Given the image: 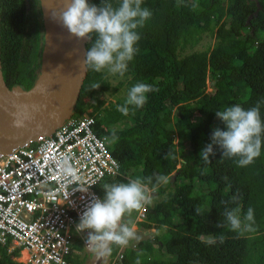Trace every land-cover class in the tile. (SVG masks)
Here are the masks:
<instances>
[{"label": "trees", "instance_id": "1", "mask_svg": "<svg viewBox=\"0 0 264 264\" xmlns=\"http://www.w3.org/2000/svg\"><path fill=\"white\" fill-rule=\"evenodd\" d=\"M89 2L99 5L101 0ZM109 2L115 8L121 0ZM258 3L261 10L254 15V0H143L142 7L153 14L137 29V51L111 92L120 91L122 99L100 112V96L111 83L107 70L88 68L73 116L91 109L96 132L106 137L108 151L119 164L120 175L107 177L102 185L146 177H153L155 184V175L171 178L153 193L145 218L131 221L138 230L154 229L153 238L137 242L136 250L111 245V264H264V133L260 156L248 166H238L239 157H223L216 146L210 164L199 157L213 130H224L216 111L259 104L264 123V0ZM0 28L6 84L31 89L44 48L40 0H0ZM205 34L214 35L211 48L184 53ZM137 83L158 91L147 93L142 107L129 106L124 115L118 107ZM93 84L100 86L92 89ZM99 192L104 197L102 186ZM238 206L242 220L248 208L254 210V231L230 229L225 209ZM209 236L217 243L205 244L201 237ZM82 250L76 236L67 264H83ZM17 254L0 246V264H19L13 260Z\"/></svg>", "mask_w": 264, "mask_h": 264}, {"label": "clouds", "instance_id": "2", "mask_svg": "<svg viewBox=\"0 0 264 264\" xmlns=\"http://www.w3.org/2000/svg\"><path fill=\"white\" fill-rule=\"evenodd\" d=\"M142 4L143 0H121L120 5L114 8L109 0H101L99 5L90 3L89 0H70L58 15L53 13L51 17L61 23L71 35L90 41V46L83 56L84 69L90 68L98 73L107 70L111 75L118 74L122 77L137 51L134 47L140 39L137 29L142 28L153 14L149 8L142 7ZM99 86L100 84H93L92 89ZM153 91L158 89L145 83L135 84L128 91L125 105L118 107V111L128 115L129 106L142 107L147 102L146 94ZM215 115L222 122L224 130L220 128L213 130L211 143L201 150L199 157L206 164H210L209 157L215 155L216 146L221 150L223 157H239L238 166L252 164L260 156L261 136L264 133L259 104L248 110L237 104L223 111H216ZM116 139L113 130V142ZM69 160V157L61 160L60 172L69 183H75L79 177ZM170 180L167 175H155V184L153 177L136 178L127 183L114 181L111 184H103L102 189L105 193L103 199L91 194V199L79 216L76 231H87L86 244L92 245V250L101 257L111 254L113 244L127 247L131 241L139 242L141 237L137 235L136 226L130 221L125 222L124 218L133 211L147 210L146 206L154 202L153 193L160 185L169 184ZM94 184H89L86 188L78 186L70 194L76 191L87 193L88 188ZM195 212L198 214L199 209H195ZM224 215L232 231L255 230L252 208H248L243 220L239 206L231 210L226 208ZM217 227L223 225L218 224ZM201 239L207 245L217 243L215 237ZM219 241L223 242L222 236L219 237Z\"/></svg>", "mask_w": 264, "mask_h": 264}, {"label": "built area", "instance_id": "3", "mask_svg": "<svg viewBox=\"0 0 264 264\" xmlns=\"http://www.w3.org/2000/svg\"><path fill=\"white\" fill-rule=\"evenodd\" d=\"M90 112L71 116L49 136L0 153V246L10 254L17 252L13 260L19 264H67L74 238L86 244L76 224L91 194L103 199L102 183L120 175L119 164L108 151L106 137L96 132ZM64 157L70 158L79 177L75 183L61 175ZM92 183L87 193L70 194ZM144 218L141 209L137 220Z\"/></svg>", "mask_w": 264, "mask_h": 264}, {"label": "water", "instance_id": "4", "mask_svg": "<svg viewBox=\"0 0 264 264\" xmlns=\"http://www.w3.org/2000/svg\"><path fill=\"white\" fill-rule=\"evenodd\" d=\"M254 1L257 5L254 15H257L261 6L258 0ZM69 2L70 0H40L44 48L39 76L31 89L8 87L2 71L0 47V153H6L38 137L51 135L65 120L73 116L88 71V68L83 67L88 40L71 35L61 23L51 17L53 13L58 15ZM46 13H49L51 19V44L47 59ZM45 62L44 90L33 94Z\"/></svg>", "mask_w": 264, "mask_h": 264}, {"label": "rangeland", "instance_id": "5", "mask_svg": "<svg viewBox=\"0 0 264 264\" xmlns=\"http://www.w3.org/2000/svg\"><path fill=\"white\" fill-rule=\"evenodd\" d=\"M214 43H215L214 35L208 36V34H205L201 37V39L197 43H195L193 45H190V44L187 45L184 53L203 51L207 47L211 48L214 45ZM106 74H107V78L109 79V82L111 83V89L105 95L100 96V99L103 100V104L100 107H98L97 104L93 105L94 107H95V105H97L98 112H100L103 109V107L108 106L109 102L114 103L118 99H122V96H123V94H121L120 91L114 92L113 94H111V92H113V90H114V87L117 86L119 81H121L123 78L121 76H119L118 74L117 75H111L108 72ZM207 91H209V92L211 91L210 85H207ZM83 96H82V98H84ZM85 98H87V97L85 96ZM87 102L93 103V97H91L90 99L87 98ZM89 111H91V109L88 110L87 112H89ZM175 143H177V140L175 141ZM124 220H125V222H128V221H130V222L135 221L136 222V221H138L137 220V212L133 211L130 215H126ZM83 234H85L84 237H86L85 238V240H86L87 239V231L83 232ZM154 234H155L154 229H151L148 231H141V230L137 229V235H139L141 237V240L153 238ZM158 234H161V233L159 232ZM136 245H137V241H131L129 246L132 249H136ZM79 254H80L81 258H84L83 264H111V263H108V256H106V257L99 256L97 254V252L92 250V245H90V244L83 245V250ZM171 259H174V257L171 256Z\"/></svg>", "mask_w": 264, "mask_h": 264}, {"label": "bare ground", "instance_id": "6", "mask_svg": "<svg viewBox=\"0 0 264 264\" xmlns=\"http://www.w3.org/2000/svg\"><path fill=\"white\" fill-rule=\"evenodd\" d=\"M46 20H47V23H48V34H47V37H46L48 46H47L46 52H45L46 59H47L48 50H49V47H50V44H51V33L49 32L50 28H51V19L49 18V13H46ZM45 69H46V62H45V65H44L42 76L40 77L38 83L36 84V86L34 87V89L32 91L33 94H39V93H41L44 90V86H45Z\"/></svg>", "mask_w": 264, "mask_h": 264}, {"label": "crops", "instance_id": "7", "mask_svg": "<svg viewBox=\"0 0 264 264\" xmlns=\"http://www.w3.org/2000/svg\"><path fill=\"white\" fill-rule=\"evenodd\" d=\"M136 229H137V227H136ZM110 260H111V258L108 256V263H110Z\"/></svg>", "mask_w": 264, "mask_h": 264}]
</instances>
